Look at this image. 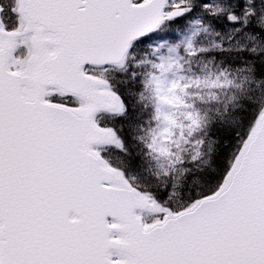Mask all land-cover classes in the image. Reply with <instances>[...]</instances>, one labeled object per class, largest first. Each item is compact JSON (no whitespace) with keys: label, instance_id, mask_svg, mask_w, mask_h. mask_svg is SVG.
I'll use <instances>...</instances> for the list:
<instances>
[{"label":"snow or ice","instance_id":"obj_1","mask_svg":"<svg viewBox=\"0 0 264 264\" xmlns=\"http://www.w3.org/2000/svg\"><path fill=\"white\" fill-rule=\"evenodd\" d=\"M10 2L6 9L0 0V264H264V95L247 102L223 178L179 205L105 159L110 147L124 151L123 125L101 124L130 118L116 69L126 72L131 54L150 50L135 68L144 69L141 84L165 130L181 106L188 135L207 128L182 101L209 83L239 85L222 66L214 81L178 75L181 61L235 51L246 67L234 71L264 83V0ZM166 25L184 26L175 43L162 38ZM225 32L256 46H197L201 33ZM159 151L183 163L167 144Z\"/></svg>","mask_w":264,"mask_h":264},{"label":"trees","instance_id":"obj_2","mask_svg":"<svg viewBox=\"0 0 264 264\" xmlns=\"http://www.w3.org/2000/svg\"><path fill=\"white\" fill-rule=\"evenodd\" d=\"M176 27L181 25H166L162 38L175 43L179 39L176 35ZM168 32L170 34H167ZM237 41L247 47L256 46L254 41L247 40L243 35L230 36L227 32L221 36L201 33L196 43L197 46L211 47L215 42L224 48L235 49L239 47ZM146 56L152 59L150 53L139 50L131 54L126 72L124 69L116 70L117 73H121L116 82L125 91L132 114L130 118L122 122L116 120L111 123L117 126L121 123L123 125L121 135L125 144L124 151L111 148L105 156L113 166L134 178L137 184L153 190L170 204L179 205L190 200L199 191L210 190V180L219 181L223 178L228 157L235 147L236 138L232 133L236 130L243 132L242 120H245V124L248 120L247 102L249 98L259 99L264 95V83L258 84L255 79H247L249 76L247 71H234L236 66L246 67L241 64L239 54L235 51L227 54L209 52L190 63L181 61V70L178 75L214 81L219 75L217 67L222 66L229 68L230 79L239 87L223 86L221 82V86L209 83L208 86L192 89L182 104L195 107L198 114L208 121V127L201 132L188 135L185 109L182 106L173 109L172 119L175 121V126L172 127V136L168 142L169 151L178 153L183 163L173 164L165 158L157 169L152 166L156 150H152L148 145L155 142L160 119L157 116L154 94L151 91H145L141 84L144 78L141 73L144 69L135 68V65ZM233 56L238 57L235 65L227 62L221 64L222 60L228 61ZM243 59H250V57L245 56ZM209 60H212L211 64ZM133 72L137 74L135 77ZM141 93L144 99H141ZM209 96H215L216 99L208 100ZM177 144H179L178 147H176ZM197 151L200 155L193 160L192 156Z\"/></svg>","mask_w":264,"mask_h":264},{"label":"rangeland","instance_id":"obj_3","mask_svg":"<svg viewBox=\"0 0 264 264\" xmlns=\"http://www.w3.org/2000/svg\"><path fill=\"white\" fill-rule=\"evenodd\" d=\"M218 3H220L221 5H223V1L222 0H217ZM184 26L181 25V28H183ZM165 34V31L163 29V32L161 33V35H164ZM167 34H170L169 32ZM146 51V50H144ZM147 53H150V50H147L146 51ZM162 55H168L167 53V48L163 49L162 52H161ZM101 76H104L105 78H109L111 76L110 73H104V72H101L100 73ZM169 76V78H171V73H168L167 74ZM156 107V106H155ZM169 109H168V106L167 105H161V111L162 112H167ZM159 119H160V123H159V126L157 128V131H156V134H155V144H156V152L154 153V157H153V160L154 161L152 163V166L153 168L154 167H157V169L160 167V165L163 163V161H165V157L160 155V151H159V147L161 144H167V140L169 138H171V134H172V130L171 128L168 129L167 131L165 130L167 128V123L164 121V118L163 116H159ZM110 120H107V122L109 123ZM154 143V142H153ZM179 144H177L176 147H178ZM168 148H169V145H168ZM170 149V148H169ZM153 150V149H152ZM134 181H136L134 178H133ZM136 184V183H134Z\"/></svg>","mask_w":264,"mask_h":264}]
</instances>
